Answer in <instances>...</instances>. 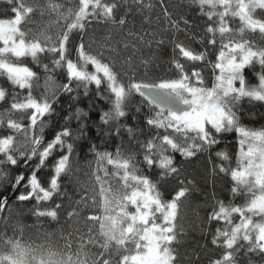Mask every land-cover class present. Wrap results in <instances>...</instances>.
<instances>
[{"label": "trees", "instance_id": "trees-1", "mask_svg": "<svg viewBox=\"0 0 264 264\" xmlns=\"http://www.w3.org/2000/svg\"><path fill=\"white\" fill-rule=\"evenodd\" d=\"M26 5L35 4L37 11L26 14L21 30L25 31L26 39L37 29L45 30L46 34L55 37L61 29L67 30L71 23L67 19L70 10L78 5V0H23ZM102 3H116L111 20L103 17L89 19L85 22L84 32L74 29L70 35L67 51L68 58L78 62L76 48L83 41L85 51L96 55L103 63H109L118 73V80L128 83V75L142 77L145 66L142 61H149L148 77L178 78L176 62L182 64L188 72L195 64L201 72L203 86L212 88L215 76L219 70L213 65L219 54L222 43L219 32L215 34L216 44L209 45L212 34H206L207 27L218 28L219 18L214 16L209 21L204 14L209 11L223 9H201L192 0H102ZM142 5V6H141ZM166 7L171 20L166 19L163 8ZM91 11V9H89ZM262 12L255 13L254 18L264 19ZM13 18L10 5L6 0H0V19ZM120 19L125 20L120 25ZM184 20L188 21L187 26ZM231 30L230 35L236 40H248L254 47H264V38L257 30L247 29L238 17L225 18ZM178 25L179 30L173 26ZM243 29V31H241ZM132 33V35H129ZM143 37V39H141ZM159 42V43H158ZM223 42H226L224 40ZM183 44L195 53H203V61H189L183 57L175 44ZM127 44V47L125 45ZM4 45L0 43V47ZM51 53H39L38 59L31 56L22 58L8 55L13 63L28 67L39 77V87L31 89V95L39 98L44 92L45 80L51 79L57 84L68 83L66 68H54ZM133 62L132 69L124 63ZM43 65H49L46 72ZM89 72L94 71L92 65L87 66ZM264 72L258 62L244 70L246 83L250 86L259 84V74ZM239 87V82L236 83ZM71 93L57 91V100L53 104L54 112L42 118L45 122L42 133L46 144L64 127L72 131V136L66 143L73 145L71 153L66 149L57 148L48 158L45 166L37 170V177L44 187H49V181L54 173L56 160L62 154H68L69 160L65 174L59 178L60 195L54 194L49 201L37 202L35 199L19 201L17 197L26 192L27 177L31 175L32 167L39 161L33 158L26 165L23 160L17 165L3 169L0 177V198H8V207L0 213V258L21 256L27 264H119L121 257L134 251V243L118 244L120 205L126 199V194L132 190V181L125 185L119 176L115 175L114 164L103 155L108 152L115 156L119 151L124 158L133 157L136 174L144 176L155 185V192L163 202H169L180 188H185V196L180 199V213L177 229L182 230V243L178 247L183 264H210L223 257L227 249L223 241L212 244L217 229H230L240 222L239 214L232 215V225L224 220L209 219L220 204L226 207L243 206L250 198L246 193L233 194L231 189L236 186L231 178V171L242 166L240 158L239 134L233 130L216 134L211 130L219 143L212 145L207 151H197L192 157H184L170 148L163 155L173 159L177 173L164 175V169L158 164L149 167L144 162L145 149L142 147L149 140L171 133V130L156 129L146 124V120L155 114L156 109L138 93H132L124 110L127 115L108 124L101 121L104 112L111 111V93L107 82L99 89L95 84H79L73 81ZM0 88L6 90V101H0V113L8 110L12 96L18 94L21 99L29 94V89H20L12 84L6 75L0 74ZM139 108L140 111L136 109ZM80 110L77 118V110ZM239 118V124L252 131L264 130V102L242 98L233 106ZM86 114V115H85ZM12 119L22 125V130L29 121L21 113L13 111ZM131 128V134L128 129ZM8 131L0 126V138ZM35 132H39L37 128ZM194 135V134H191ZM15 138L23 140L19 133ZM184 137L176 139L183 146ZM158 143V139L156 140ZM191 143V141H189ZM217 152H224L227 159L218 157ZM153 158L158 159L159 153L153 152ZM225 171L221 172L220 169ZM23 175L25 180L13 187L15 177ZM57 209V216H37L35 212ZM130 213L135 207L128 206ZM157 215V223H162V217ZM254 221H259L253 217ZM245 243V242H241ZM235 264H264V259L257 253L247 252L246 247L235 254Z\"/></svg>", "mask_w": 264, "mask_h": 264}, {"label": "snow or ice", "instance_id": "snow-or-ice-1", "mask_svg": "<svg viewBox=\"0 0 264 264\" xmlns=\"http://www.w3.org/2000/svg\"><path fill=\"white\" fill-rule=\"evenodd\" d=\"M192 2L198 4L201 9L205 7L213 10L223 9L204 13L209 21L213 20L214 16L219 18L218 28L211 25L207 27L205 35L212 34L213 38L208 39L206 43L216 44L217 31L222 40L213 65V69H218L219 74L215 76L212 88L197 86V83L203 85V78L201 72L196 70L195 64L186 72L184 66L176 62L175 68L178 70L176 79L150 78L148 77L149 61L145 60L142 61L146 69L142 77L136 78L134 72L133 75H128V70L123 71L122 74L128 77L125 86L118 80V73L114 67L85 51L83 41L76 48L78 62L68 58L70 53L67 51V45L72 31L76 29L84 32L85 22L89 19L103 17L111 20L117 8L116 3L78 0V5L70 10L67 17L72 20L66 25L67 30L61 29L55 37H52L47 35L45 30L38 28L35 33H30L29 39H26V33L20 27L22 21L26 14L34 13L38 9L35 4L26 5L23 0H6L13 18L0 19V42L4 45L0 47V74L6 75L12 84L20 89L30 91L23 99L18 94L13 95L8 110L0 113V126L6 124L8 130L3 134V138H0V177L4 175L3 169L17 166L21 160L27 165L36 158L39 163L32 167L31 175L27 177L28 190L21 193L17 199L21 202L35 199L39 203L51 200L54 194L60 195L59 178L66 172L68 154H62L56 160L49 187L46 188L41 184L36 173L39 168L45 166L46 161L57 148L66 149L67 153L72 152L73 145L66 143V139L72 136V131L64 127L45 144L42 136L45 122L42 118L54 112L53 104L57 100V91L63 90L67 93L73 91L71 87L73 81L85 86L95 84L98 89L106 81L111 93L112 109L101 115L104 124L125 117L127 113L124 108L127 101L132 93H138L156 109L155 114L146 120V124L156 129H165L166 133L167 130H171V133L149 140L142 145L145 149L144 162L149 167L158 164L165 170L164 175L178 174L177 168L173 166V159L163 155L169 148L187 158L194 156L197 151H207L212 145L219 143L211 130L216 134L235 130L239 134L242 166L231 171V178L236 185L231 191L234 195L244 192L250 198L243 206L226 207L220 204L219 210L214 211L209 218L224 220L228 225H232V215L240 216V222L230 229H217L212 244L215 245L222 240L223 247L227 251L222 258L210 261V264H235V254L244 247L247 252L257 253L264 259V130L252 131L240 126L239 118L233 111V106L245 97L264 102V72L259 74L257 86L248 85L244 76L245 68L252 66L254 62H258L264 69V47L257 48L248 40L234 39L225 20L229 15L238 17L247 29L252 32L258 30L264 38V19L254 18L257 9L264 12V0H192ZM137 3L139 4V0ZM163 14L166 19L171 20L166 7L163 8ZM184 23L187 26L188 21L184 20ZM119 24L124 25L125 20L120 19ZM173 26L177 31L179 30L175 22ZM224 40L226 42H223ZM175 48H178L180 54L189 61L197 62L205 59L203 53H195L183 44L176 43ZM44 52L58 57L52 60V65L54 68H66L68 83L57 85L49 77L45 80L44 92L39 98H34L31 89L34 86L39 87V77L28 67L13 63L8 59V55L16 58L31 56L36 61L38 54ZM124 63L128 69H132L131 60H126ZM89 64L94 71L87 70ZM43 67L46 72L49 71V65ZM194 80L197 83H193ZM237 82L239 87L236 86ZM7 96L6 90L0 88V101H6ZM136 110L140 111L139 108ZM13 111L21 113L29 121L28 126L23 130L21 123L12 119ZM79 115L78 109L77 118ZM37 128L38 133L35 132ZM128 132L131 134L132 129L129 128ZM17 133L23 136V140L15 138ZM179 137H184L183 146L176 142ZM245 146H247L246 150ZM153 152L159 153L158 159L153 158ZM103 155L114 164L116 169L114 174L119 176L125 185H128L129 181L133 182L132 190L126 194V199L120 205L122 210L119 213L120 219L116 223L124 225L119 228L117 243L126 245L131 241L135 247L132 253L121 257L119 264H183L180 259L181 253L178 251L182 243L180 236L182 230L177 229V220L180 213V199L185 196L186 189L180 188L171 201L163 202L155 192V185L148 178L136 174L133 157L124 158L119 151L115 156L108 152ZM216 155L227 159L224 152H217ZM220 171L223 172L225 169L221 168ZM24 180L23 175L15 177L13 187L20 185ZM129 205L135 207L134 212L130 213L127 210ZM7 207L8 198H0V213ZM60 207L61 204L58 203L54 209L37 211L35 215L55 218ZM157 213L162 217V223H157ZM254 216L260 217V220L254 221Z\"/></svg>", "mask_w": 264, "mask_h": 264}, {"label": "rangeland", "instance_id": "rangeland-1", "mask_svg": "<svg viewBox=\"0 0 264 264\" xmlns=\"http://www.w3.org/2000/svg\"><path fill=\"white\" fill-rule=\"evenodd\" d=\"M258 11L261 12V10L257 9L255 11V13L258 12ZM255 13H254V15H255ZM260 14H262L263 15V18H264V12H262ZM0 43H2V42H0ZM208 127L210 129V125ZM246 147L247 146H245V150H246ZM254 218L259 219L260 217L254 216ZM0 264H27V262L21 256H10V257L0 258Z\"/></svg>", "mask_w": 264, "mask_h": 264}, {"label": "water", "instance_id": "water-1", "mask_svg": "<svg viewBox=\"0 0 264 264\" xmlns=\"http://www.w3.org/2000/svg\"><path fill=\"white\" fill-rule=\"evenodd\" d=\"M144 99V98H143ZM147 101V100H146ZM148 102V101H147ZM149 103V102H148ZM150 104V103H149ZM151 105V104H150ZM151 106H153V105H151ZM154 107V106H153Z\"/></svg>", "mask_w": 264, "mask_h": 264}]
</instances>
